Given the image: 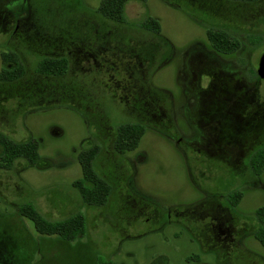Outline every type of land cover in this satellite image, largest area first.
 Segmentation results:
<instances>
[{
    "label": "rangeland",
    "instance_id": "rangeland-1",
    "mask_svg": "<svg viewBox=\"0 0 264 264\" xmlns=\"http://www.w3.org/2000/svg\"><path fill=\"white\" fill-rule=\"evenodd\" d=\"M99 2L0 0V71L1 53L8 51L25 67L18 81L0 82V131L17 141L37 140L43 160L36 168L17 160L0 170V264H264L254 237L264 172L250 175L245 154L240 164L223 167L214 155L184 147L201 130L196 107L182 110L181 73L196 67L191 57L207 43L198 22L248 34L245 70L255 69L264 51V0H132L125 23L100 16ZM147 16L159 20L160 35L143 30ZM45 57L66 58L67 73L38 74ZM259 92L264 104V81ZM260 116L259 127L243 139L249 147H264V106ZM124 122L141 123L146 132L135 150L118 154L112 142ZM92 145L101 149L94 168L112 188L101 207L86 206L71 185L81 176L79 151ZM230 156L235 159L222 155ZM230 179L231 190L243 193L232 213L233 239L205 244L190 212ZM26 202L49 220L83 213L85 235L69 243L39 235L17 212Z\"/></svg>",
    "mask_w": 264,
    "mask_h": 264
},
{
    "label": "flooded vegetation",
    "instance_id": "flooded-vegetation-1",
    "mask_svg": "<svg viewBox=\"0 0 264 264\" xmlns=\"http://www.w3.org/2000/svg\"><path fill=\"white\" fill-rule=\"evenodd\" d=\"M203 12L206 16L211 14L208 9ZM198 24L204 27L203 37L206 38L207 43L203 44V52L191 57V60L197 59L195 69L181 71L185 74L182 83L184 98L182 110L187 114V109L196 107V124L201 134L184 140L186 143L184 147L199 154L214 155L223 167L231 163L240 164L238 161L245 154L247 155L245 167L252 175L250 158L263 146L249 147L243 139L255 127H259V118L264 106L259 92L260 81H264L257 73L259 59L255 69L246 71L252 50L248 40L242 38L249 37L248 34L241 33L236 27H219L217 23H215L217 26H209L204 22ZM209 30L220 31L216 33L217 36L212 37H226L235 44L236 48L230 52L216 50L208 38ZM190 89L192 93H189ZM178 138L176 143L181 140ZM227 154L234 155L235 159L233 160L231 156V160L222 157ZM242 183L243 178L240 179L239 184ZM213 189V192L207 193L204 200L192 207L190 213L200 226L205 244L221 246L233 239L232 213L239 203L232 206L230 202L233 193L231 179L218 183ZM235 191L242 193L241 190Z\"/></svg>",
    "mask_w": 264,
    "mask_h": 264
},
{
    "label": "trees",
    "instance_id": "trees-1",
    "mask_svg": "<svg viewBox=\"0 0 264 264\" xmlns=\"http://www.w3.org/2000/svg\"><path fill=\"white\" fill-rule=\"evenodd\" d=\"M132 0H100L97 13L105 19L116 23H125V5ZM146 2L147 0H136ZM241 2H255L257 0H231ZM148 32L160 35L161 25L158 19L147 16L141 22ZM220 32V31H219ZM218 31H208L209 40L216 50L230 52L235 44L226 37L217 36ZM3 67L0 71L1 83H13L25 74V67L19 56L12 51L2 52ZM68 60L64 57H45L38 60L36 72L47 77H62L67 73ZM146 128L141 123L125 122L116 126L115 137L112 142L113 150L118 154H125L135 150ZM100 146L92 145L82 149L77 155L81 168V176L72 181V187L79 193L83 203L101 207L104 206L111 193V185L96 170L94 162L100 152ZM17 160H24L28 167L36 168L42 163L39 155V143L33 138L17 141L0 131V170H10ZM251 170L255 176L264 172V147L258 149L250 158ZM242 197L240 191L230 196L232 206H236ZM18 214L33 223L35 231L41 236L56 237L64 242H74L86 233V218L83 213L76 212L69 217L59 220H49L32 203H22L17 208ZM255 216L259 222L254 232L255 239L264 248V205L256 208ZM95 264H116L111 260L97 261Z\"/></svg>",
    "mask_w": 264,
    "mask_h": 264
},
{
    "label": "water",
    "instance_id": "water-1",
    "mask_svg": "<svg viewBox=\"0 0 264 264\" xmlns=\"http://www.w3.org/2000/svg\"><path fill=\"white\" fill-rule=\"evenodd\" d=\"M257 73L259 77L264 80V51L262 52L259 58Z\"/></svg>",
    "mask_w": 264,
    "mask_h": 264
}]
</instances>
